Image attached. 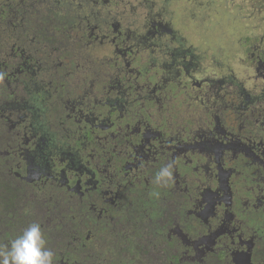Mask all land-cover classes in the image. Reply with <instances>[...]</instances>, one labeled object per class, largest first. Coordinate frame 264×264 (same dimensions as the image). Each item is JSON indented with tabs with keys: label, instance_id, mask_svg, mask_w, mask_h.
<instances>
[{
	"label": "flooded vegetation",
	"instance_id": "flooded-vegetation-1",
	"mask_svg": "<svg viewBox=\"0 0 264 264\" xmlns=\"http://www.w3.org/2000/svg\"><path fill=\"white\" fill-rule=\"evenodd\" d=\"M52 213L58 264H264V0H0L5 255Z\"/></svg>",
	"mask_w": 264,
	"mask_h": 264
},
{
	"label": "trees",
	"instance_id": "trees-1",
	"mask_svg": "<svg viewBox=\"0 0 264 264\" xmlns=\"http://www.w3.org/2000/svg\"><path fill=\"white\" fill-rule=\"evenodd\" d=\"M65 225H69L67 221L63 222L56 213H52V228L50 236H47V246L43 245L44 242L40 243V241H43L41 228L36 227L30 236H26L28 232L19 235V238H29L23 244L14 245V248L22 246L19 260L17 261L14 256L8 258L9 255H0V264H58L55 259L59 257L61 251L66 249L62 246V238L58 234H66L69 229L66 230ZM4 249L6 248L4 247ZM4 252L6 254L5 250ZM48 255L51 256L49 260L47 259Z\"/></svg>",
	"mask_w": 264,
	"mask_h": 264
},
{
	"label": "rangeland",
	"instance_id": "rangeland-1",
	"mask_svg": "<svg viewBox=\"0 0 264 264\" xmlns=\"http://www.w3.org/2000/svg\"><path fill=\"white\" fill-rule=\"evenodd\" d=\"M5 246H6V245H5ZM5 248H7V247H5ZM1 249H2V250H1ZM14 249H16V248H14ZM4 250H5L4 248H0V251H1V252H0V255H5V254H4V253H5ZM10 250H12V249H10ZM3 252H4V253H3ZM9 254H10L9 258H13V254H11V253H9ZM1 257H2V256H1Z\"/></svg>",
	"mask_w": 264,
	"mask_h": 264
}]
</instances>
